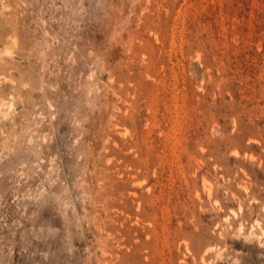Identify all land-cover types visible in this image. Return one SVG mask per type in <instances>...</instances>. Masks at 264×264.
<instances>
[{"label": "rangeland", "instance_id": "obj_1", "mask_svg": "<svg viewBox=\"0 0 264 264\" xmlns=\"http://www.w3.org/2000/svg\"><path fill=\"white\" fill-rule=\"evenodd\" d=\"M0 264H264V0H0Z\"/></svg>", "mask_w": 264, "mask_h": 264}]
</instances>
